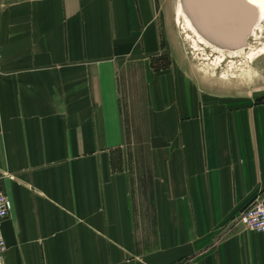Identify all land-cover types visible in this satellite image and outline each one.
Here are the masks:
<instances>
[{
  "label": "crops",
  "instance_id": "1",
  "mask_svg": "<svg viewBox=\"0 0 264 264\" xmlns=\"http://www.w3.org/2000/svg\"><path fill=\"white\" fill-rule=\"evenodd\" d=\"M9 9L0 264H264V235L237 223L264 192V102L208 99L171 60L155 70L172 46L168 0ZM215 19L211 30L232 29L225 14Z\"/></svg>",
  "mask_w": 264,
  "mask_h": 264
},
{
  "label": "rangeland",
  "instance_id": "2",
  "mask_svg": "<svg viewBox=\"0 0 264 264\" xmlns=\"http://www.w3.org/2000/svg\"><path fill=\"white\" fill-rule=\"evenodd\" d=\"M13 1L15 0H0V24L9 22V8ZM177 1L168 0L171 7V31L168 33L172 46L167 47L165 53L153 60L152 64L155 70L167 67L169 60H171L176 69L188 74L189 82L194 83L195 86L207 94L205 96L208 99H220L225 104L264 102V53L252 55V51L264 45V20L256 22L255 18L249 27L247 25L246 46L243 47L245 49L244 53L231 56L227 53L217 52L211 46H204V44L195 41L197 39L191 32L184 27V29L179 28L184 26V23L178 19L177 15H174V7ZM184 1L187 2V0ZM188 1L190 2V0ZM209 3L211 4V14L217 16L221 13L228 16L230 27H235L229 33L232 34L237 31L235 35H239L243 32L245 13L238 5L226 0H209ZM188 9L193 10V13L197 11L203 18L200 8L189 6ZM176 21L180 22L181 25ZM204 33L209 37L213 35L219 41H226L229 34L226 30L219 32L207 30ZM224 50L231 52L228 48H224ZM221 54H225L222 59L223 62L218 63L216 59ZM136 106L139 109L134 112V116H144V107L141 105ZM123 108L125 107L123 106ZM127 112L129 111L124 109V115L129 114L130 116L132 111ZM131 114L133 115V112ZM139 120L138 122H144L143 119L141 121V118ZM135 129V134H146L145 126L136 127ZM128 130L130 131L131 127ZM132 149H146V143L135 142L133 147L130 142L125 144V150Z\"/></svg>",
  "mask_w": 264,
  "mask_h": 264
},
{
  "label": "bare ground",
  "instance_id": "3",
  "mask_svg": "<svg viewBox=\"0 0 264 264\" xmlns=\"http://www.w3.org/2000/svg\"><path fill=\"white\" fill-rule=\"evenodd\" d=\"M184 1V0H183ZM183 1L182 0H178L177 1V4L175 6V12H176V15L178 17V19L180 21H183L184 23V28L191 32L197 40V42H200L201 44H204V46L208 47V46H211L213 47L217 52H220V53H227V54H230L231 56L233 55H239V54H242L244 53L245 49L243 47L246 46V41H245V37L247 36V32L245 30V32L239 34V35H235V33H229V30H226L228 31V37L226 39V42H230L232 41L233 38H238L237 42L234 43L235 46H239L238 48H235V49H230L231 52L229 51H225L224 50V47H221V46H217L215 44H213L198 28L197 26L195 27V24L193 22L197 21V17L196 15L194 16L193 12L191 14V12L189 11V13L187 12V10H185V7L183 5ZM243 2V12L246 14V12L244 11V8L248 9H252V11L255 12V18H256V22L257 21H260V20H264V0H242ZM191 5V2L187 3V6L189 7V5ZM198 9V8H197ZM193 11V10H192ZM196 13V12H195ZM255 20V19H254ZM196 23V22H195ZM197 25V24H196ZM183 28V29H184ZM235 28V27H233ZM232 28V29H233ZM250 30V29H249ZM221 31V30H220ZM234 31V30H233ZM248 31V30H247ZM219 32V31H218ZM218 35V34H217ZM220 36V35H219ZM221 37V36H220ZM219 37V38H220ZM221 39V38H220ZM195 43V42H194ZM196 44V43H195ZM195 46V45H194ZM222 48V49H221ZM229 50V49H228ZM252 55H258V54H262L264 53V45H261L260 47H257L254 51H252ZM225 54H221L219 57H217V62L218 63H221L223 62L222 59L224 57ZM248 56V55H247Z\"/></svg>",
  "mask_w": 264,
  "mask_h": 264
},
{
  "label": "built area",
  "instance_id": "4",
  "mask_svg": "<svg viewBox=\"0 0 264 264\" xmlns=\"http://www.w3.org/2000/svg\"><path fill=\"white\" fill-rule=\"evenodd\" d=\"M11 202L0 184V224L10 214ZM237 223L250 231L264 235V192L256 196L239 214ZM7 250L4 238L0 233V262Z\"/></svg>",
  "mask_w": 264,
  "mask_h": 264
},
{
  "label": "water",
  "instance_id": "5",
  "mask_svg": "<svg viewBox=\"0 0 264 264\" xmlns=\"http://www.w3.org/2000/svg\"><path fill=\"white\" fill-rule=\"evenodd\" d=\"M183 1V0H182ZM226 1H230V3H234L236 5H238L241 9H243V2L242 0H226ZM191 5L189 4V6H192L194 8H200L201 9V13L203 15V18L207 21V23L205 24V26H203L202 24L199 23V20L197 19V21L193 22L195 24V27L197 26V28L215 45L217 46H221L224 48H228V49H235L238 48L239 46H235L234 43L237 42L238 38H233L232 41L230 42H226V41H219V39L215 38L213 35H211V37H209L208 35H206L204 32H206L207 30H211L209 27L211 26L212 22L214 20H216L215 18L217 16H215V14H211L210 11V6L211 4L209 3V0H190ZM187 3H189V1L187 0V2L183 1V5L185 7V10H187V12L189 13V11L192 14V10L188 9ZM244 11L246 12L245 14V18H244V29L243 32H245V30L249 27V25H251V23L253 22V19H255V12L252 11V9L248 8H244ZM195 16V13H193ZM174 15H175V7H174ZM208 23L210 24V26H208ZM197 24V25H196ZM248 25V27H247Z\"/></svg>",
  "mask_w": 264,
  "mask_h": 264
}]
</instances>
